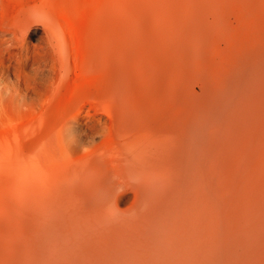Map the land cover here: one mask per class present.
I'll use <instances>...</instances> for the list:
<instances>
[{
  "label": "bare ground",
  "instance_id": "obj_1",
  "mask_svg": "<svg viewBox=\"0 0 264 264\" xmlns=\"http://www.w3.org/2000/svg\"><path fill=\"white\" fill-rule=\"evenodd\" d=\"M92 7L0 47V264H264V0Z\"/></svg>",
  "mask_w": 264,
  "mask_h": 264
},
{
  "label": "rangeland",
  "instance_id": "obj_2",
  "mask_svg": "<svg viewBox=\"0 0 264 264\" xmlns=\"http://www.w3.org/2000/svg\"><path fill=\"white\" fill-rule=\"evenodd\" d=\"M22 1L23 4H21ZM93 1L95 0H67V6L69 9L68 19L74 31V37H77L79 33L81 34V32L85 29V26L90 24L89 21H85V18L89 16L88 11H90L91 8H94L92 7ZM26 3L27 0H0V47H7L8 49V51L3 52V54L6 59H10L12 57L14 60L13 63H15V59L24 55H29L33 61L40 63L44 61L47 63H53L55 62V56L49 47L46 33L47 28L42 18H32V22L29 27L24 30L22 40L20 42H15L13 40L8 42L5 40V38L10 37V34L6 33V31L12 28L11 26L14 23L13 20L15 16L22 10L21 8H23ZM21 5L23 6L21 7ZM86 12H88V14H86ZM69 36L70 35H67L68 47L71 50L72 42L71 37ZM10 78H15L13 72L10 74Z\"/></svg>",
  "mask_w": 264,
  "mask_h": 264
}]
</instances>
